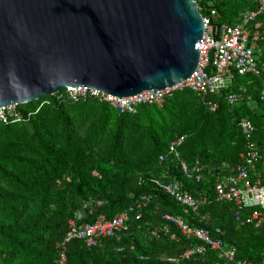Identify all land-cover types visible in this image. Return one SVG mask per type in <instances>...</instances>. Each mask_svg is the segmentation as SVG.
<instances>
[{
    "label": "trees",
    "instance_id": "trees-1",
    "mask_svg": "<svg viewBox=\"0 0 264 264\" xmlns=\"http://www.w3.org/2000/svg\"><path fill=\"white\" fill-rule=\"evenodd\" d=\"M193 1L202 17L216 12L215 27L235 25L243 12L255 10L252 0ZM257 22L264 31V12ZM258 67L264 69V42ZM242 87V101L229 106L225 95ZM259 88V79L237 76L229 90L214 98V112L190 91L172 94L160 107L141 105L123 114L94 99L18 105L21 121L0 123V264H61L62 251L63 264H230L209 248L185 257L200 242L187 239L164 215L205 227L213 238L219 229L218 237L235 250L236 260L264 263V225L241 226L233 204L217 202L213 191L215 180L232 175L241 162L239 120L255 126L254 140L264 163ZM180 137V159L189 166L198 161L203 167L200 182L186 179L179 162L167 153L169 143ZM157 179L178 183L200 201L198 211L159 192L153 183ZM91 200L102 205L86 218L89 222L140 208L126 231L95 246L80 240L64 243L73 214Z\"/></svg>",
    "mask_w": 264,
    "mask_h": 264
},
{
    "label": "water",
    "instance_id": "water-1",
    "mask_svg": "<svg viewBox=\"0 0 264 264\" xmlns=\"http://www.w3.org/2000/svg\"><path fill=\"white\" fill-rule=\"evenodd\" d=\"M193 0H0V108L89 87L164 90L198 65Z\"/></svg>",
    "mask_w": 264,
    "mask_h": 264
},
{
    "label": "built area",
    "instance_id": "built-area-1",
    "mask_svg": "<svg viewBox=\"0 0 264 264\" xmlns=\"http://www.w3.org/2000/svg\"><path fill=\"white\" fill-rule=\"evenodd\" d=\"M252 1L255 10L243 12L235 25L222 24L215 27L213 20L217 14L214 10H211L210 14L205 17L201 16L203 34L201 40L195 44L196 50L199 51L198 65L189 78L176 85L164 90H146L131 97H113L89 87L67 86L48 96L51 99L41 98L40 107L50 106L53 103L52 100L85 102L88 99H94L100 103L108 104L119 114L134 113L138 106L156 105L160 107L172 94L190 91L200 97L210 112H214L217 108L214 98L229 90L237 76H253L259 79L258 99L259 102L264 103V69L260 70L258 67L261 43L264 42V31L262 25L257 22V18L264 12V0ZM244 92V88L239 92L229 91L225 95V101L229 106L235 107L242 101ZM17 106L0 108L1 124L21 121V116L16 113ZM237 128L243 139L241 162L235 167L232 175L215 180L213 191L217 202L233 204L236 210L235 219L241 226L249 224L261 227L264 225V163L259 147L254 140L256 128L248 119L239 120ZM183 140L184 137H180L170 142L167 153L179 162L182 174L186 179L200 182L203 179V167L198 161L189 166L180 159L178 147ZM164 159L165 156H159L160 162H163ZM153 183L159 192L170 197L179 206L189 209L193 213L198 211L200 201L192 194L183 191L178 183L166 182L162 179L154 180ZM101 205V201L95 200L83 203L81 209L73 214L72 220L68 223L64 243L80 240L87 247L95 246L99 240L111 238L126 231L131 215L136 208H140V205L129 207L112 220L98 216L94 221H86V218L92 215L93 209ZM244 212L246 215L242 218ZM140 217L141 214L137 213L135 220H139ZM163 219L174 224L187 239L193 238L200 242V245L195 250L188 252L185 257L193 254L200 255L206 248H209L218 252L227 263L254 264L236 260L235 250L227 248L218 237L222 235L219 229L215 230L217 236L213 238L210 230L205 227H191L185 221L169 215H164ZM63 248L64 245H62ZM59 260L61 264L65 262L63 251L60 253Z\"/></svg>",
    "mask_w": 264,
    "mask_h": 264
},
{
    "label": "crops",
    "instance_id": "crops-1",
    "mask_svg": "<svg viewBox=\"0 0 264 264\" xmlns=\"http://www.w3.org/2000/svg\"><path fill=\"white\" fill-rule=\"evenodd\" d=\"M243 88V87H242ZM242 88H240V89H242Z\"/></svg>",
    "mask_w": 264,
    "mask_h": 264
}]
</instances>
